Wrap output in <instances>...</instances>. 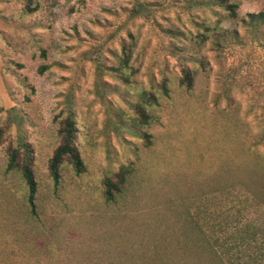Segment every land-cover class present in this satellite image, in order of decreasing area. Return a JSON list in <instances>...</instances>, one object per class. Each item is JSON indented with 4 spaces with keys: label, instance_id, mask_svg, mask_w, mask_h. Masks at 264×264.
I'll return each instance as SVG.
<instances>
[{
    "label": "rangeland",
    "instance_id": "obj_1",
    "mask_svg": "<svg viewBox=\"0 0 264 264\" xmlns=\"http://www.w3.org/2000/svg\"><path fill=\"white\" fill-rule=\"evenodd\" d=\"M234 1L235 19L208 0H0V264H214L193 215L227 162L264 151V25L242 21L264 0ZM67 111L85 169L64 161L55 184Z\"/></svg>",
    "mask_w": 264,
    "mask_h": 264
},
{
    "label": "trees",
    "instance_id": "obj_2",
    "mask_svg": "<svg viewBox=\"0 0 264 264\" xmlns=\"http://www.w3.org/2000/svg\"><path fill=\"white\" fill-rule=\"evenodd\" d=\"M208 3L222 9L231 19L238 17V5L234 0H208ZM26 7L30 11V2H27ZM247 16V21L242 19L246 26L250 24L257 28L264 25V12L249 13ZM181 82L190 87L191 76L188 70L183 69ZM139 114L145 117L143 109H140ZM58 133L60 143L48 160V169L55 184L59 180L64 161L70 162L77 174L85 169L75 145L76 126L72 111H67L63 117ZM4 135L5 130L0 127V144ZM249 144L255 150L264 144V130ZM17 157L16 151L9 152L7 171L17 167ZM31 166L32 160L26 153L25 161L19 168L27 185L28 202L33 208L36 180ZM129 173L128 167H121L115 175L116 180L104 178V196L107 200H112L121 191ZM217 190L209 192L211 195L213 193L210 213L205 199L193 215L192 224L196 227V234L195 240L191 242L195 256L205 248L214 264H264V151L257 153L251 164L232 166L227 162L223 167V187Z\"/></svg>",
    "mask_w": 264,
    "mask_h": 264
}]
</instances>
